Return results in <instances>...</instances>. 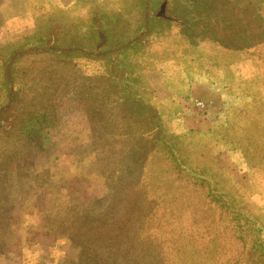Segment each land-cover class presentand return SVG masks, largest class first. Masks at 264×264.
<instances>
[{
    "label": "rangeland",
    "instance_id": "obj_1",
    "mask_svg": "<svg viewBox=\"0 0 264 264\" xmlns=\"http://www.w3.org/2000/svg\"><path fill=\"white\" fill-rule=\"evenodd\" d=\"M260 241L264 0H0V264H261Z\"/></svg>",
    "mask_w": 264,
    "mask_h": 264
},
{
    "label": "trees",
    "instance_id": "obj_2",
    "mask_svg": "<svg viewBox=\"0 0 264 264\" xmlns=\"http://www.w3.org/2000/svg\"><path fill=\"white\" fill-rule=\"evenodd\" d=\"M144 33H145L144 35L147 37L148 35L153 33V30H152L151 27L145 26V32ZM248 46L249 45H238V47H236V48L237 49H244V48H247ZM170 54H171V56H173L174 60L181 59V57H180L181 55H178V53H176L174 51L173 52L170 51ZM185 56H187V55H182V58H184ZM159 60H162V62L166 61V59H163V57H161V59H159ZM222 61L224 63V62H226V59H222ZM222 208H225L223 212L226 214V216L232 217V220H230L231 222H234V221L237 222V218H235V217H238V212L232 211L233 209H231L228 206H223ZM233 229H234V227H233ZM225 232L226 231H222L220 234L217 233L216 235L220 236L221 234H225ZM258 244H259L258 247L260 246V249L259 248L258 249L261 250L260 252H263L258 257L259 258V262L261 260V264H264V243H263V241H260ZM217 245L218 246L216 248H214L213 250H210L209 252L204 254L205 255L204 259L205 260H207V257H209V256L212 257V259H213V255H211V254H213L215 252L218 253V258L221 257V256H223V257L226 256V254L229 252L227 247L225 245H223V244L220 245V243L217 244ZM235 258H236V263L234 262V264H239L243 260V259H240V255L239 254ZM190 259L192 260V258H190Z\"/></svg>",
    "mask_w": 264,
    "mask_h": 264
}]
</instances>
